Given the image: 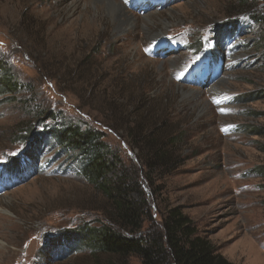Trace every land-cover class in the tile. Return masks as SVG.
I'll use <instances>...</instances> for the list:
<instances>
[{
  "label": "rangeland",
  "instance_id": "374dc122",
  "mask_svg": "<svg viewBox=\"0 0 264 264\" xmlns=\"http://www.w3.org/2000/svg\"><path fill=\"white\" fill-rule=\"evenodd\" d=\"M116 1L135 25L119 26L95 0H0V61L20 85L0 96V264L111 260L74 236L106 222L107 201L51 140L39 163L22 160L12 187L4 177L11 160L35 156L26 133L53 110L105 134L140 176L156 222L182 207L227 260L264 264V0H249L254 10L238 17L235 0ZM163 122L169 149L184 158L165 177L145 168L141 150L143 130Z\"/></svg>",
  "mask_w": 264,
  "mask_h": 264
},
{
  "label": "trees",
  "instance_id": "16d2710c",
  "mask_svg": "<svg viewBox=\"0 0 264 264\" xmlns=\"http://www.w3.org/2000/svg\"><path fill=\"white\" fill-rule=\"evenodd\" d=\"M235 3V17L254 10L249 0H235ZM252 13L256 22L263 21L261 13ZM229 27H233V24L230 23ZM226 29L228 26H225ZM8 72L0 61V96L20 90V85ZM97 77L99 76L91 74L90 79ZM46 85L49 88L55 87L52 81ZM49 120L53 121V126L36 132L41 128V123ZM83 125L86 127L64 122L54 110L39 115L34 127L26 133V136L29 135L27 140L32 144L35 142L34 145L39 150L35 149L34 157L27 155L26 159L19 157L11 160L7 174L13 175L20 168L22 160L24 163H39L41 145L49 144L51 140V146L58 148L57 156H65L78 164L82 178L107 201V207L102 211L106 222L100 221L99 227L87 225L83 232L74 233L94 254L111 258L107 264H117L116 261L121 262L118 264H130L128 261L131 259L138 260L139 264H234L217 253L207 238L198 235L196 227L182 207L171 209L161 222H156L152 218V209L145 199L136 170L129 171L123 165L116 151L104 141L105 134L102 131L95 130L88 123ZM168 128V124L163 122L158 126L146 127L141 135V150L145 155L143 165L149 171L155 170L164 177L184 162V158L181 160L169 149L171 141L164 137ZM257 134L264 136V130ZM181 140L180 137L177 138L172 145ZM257 174L264 179V167L258 168ZM71 238L68 241L75 242ZM63 239L65 240H61Z\"/></svg>",
  "mask_w": 264,
  "mask_h": 264
},
{
  "label": "bare ground",
  "instance_id": "6f19581e",
  "mask_svg": "<svg viewBox=\"0 0 264 264\" xmlns=\"http://www.w3.org/2000/svg\"><path fill=\"white\" fill-rule=\"evenodd\" d=\"M95 1L98 3H101L102 5L108 8L111 19L113 20V22L117 23L119 26L135 25L137 23V19L132 14L127 12L126 7L122 3H119L116 0H95ZM145 20L146 21L143 24L144 28L146 30H150L151 27L154 25L153 24L154 21L152 20L151 17H146ZM159 38H161V36ZM169 64L173 69L180 70V68L183 67V64H181L179 61L176 62V60H172V61L170 60ZM203 72L205 75H207L208 72L206 71V67H205V70H203ZM221 83H223V81L220 82V85ZM216 91L217 92L220 91L219 88H217Z\"/></svg>",
  "mask_w": 264,
  "mask_h": 264
}]
</instances>
